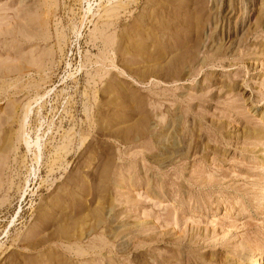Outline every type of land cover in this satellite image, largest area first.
<instances>
[{"label": "rangeland", "instance_id": "obj_1", "mask_svg": "<svg viewBox=\"0 0 264 264\" xmlns=\"http://www.w3.org/2000/svg\"><path fill=\"white\" fill-rule=\"evenodd\" d=\"M0 264H264V0H0Z\"/></svg>", "mask_w": 264, "mask_h": 264}, {"label": "bare ground", "instance_id": "obj_2", "mask_svg": "<svg viewBox=\"0 0 264 264\" xmlns=\"http://www.w3.org/2000/svg\"><path fill=\"white\" fill-rule=\"evenodd\" d=\"M35 143H36V141H35ZM38 144V143H37ZM40 145V144H39ZM35 147V146H34ZM36 147H38V146H36ZM40 148V146L37 148V150ZM38 152H39V150H38ZM40 154V153H39Z\"/></svg>", "mask_w": 264, "mask_h": 264}]
</instances>
